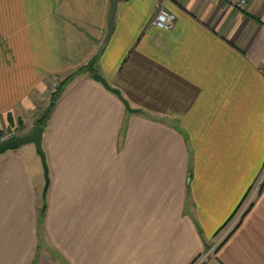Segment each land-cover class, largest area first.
Returning a JSON list of instances; mask_svg holds the SVG:
<instances>
[{
    "label": "crops",
    "instance_id": "obj_1",
    "mask_svg": "<svg viewBox=\"0 0 264 264\" xmlns=\"http://www.w3.org/2000/svg\"><path fill=\"white\" fill-rule=\"evenodd\" d=\"M111 10L0 0V133H31L72 74L47 190L33 143L0 155V264H194L214 241L205 264H264V187L226 234L264 170V0H118L105 44Z\"/></svg>",
    "mask_w": 264,
    "mask_h": 264
},
{
    "label": "built area",
    "instance_id": "obj_2",
    "mask_svg": "<svg viewBox=\"0 0 264 264\" xmlns=\"http://www.w3.org/2000/svg\"><path fill=\"white\" fill-rule=\"evenodd\" d=\"M234 1L239 7L244 6L248 2V0H234ZM176 21H177L176 14L171 10H169L165 6L163 1H157L155 4V16L153 19V24L161 29L170 30L175 26ZM53 86L56 87L57 84L55 83ZM17 137H19L17 129L3 131L0 133V144L15 139ZM263 187H264V170L257 183L251 188V190L248 192L247 196L244 198L243 202L239 206L238 210L236 211L234 217L232 218L231 222L228 225L226 234L230 232L233 229V227H235L240 222L244 214L255 202L256 198L262 191ZM214 249L215 247L205 252L194 262V264H205V262L211 256V253Z\"/></svg>",
    "mask_w": 264,
    "mask_h": 264
},
{
    "label": "water",
    "instance_id": "obj_3",
    "mask_svg": "<svg viewBox=\"0 0 264 264\" xmlns=\"http://www.w3.org/2000/svg\"><path fill=\"white\" fill-rule=\"evenodd\" d=\"M117 3H118V0H112V10H111L110 15H109V32L107 34L105 44L108 41V39H109L111 33L113 32V29H114V16H115L116 8H117ZM93 78H95L96 80L101 82L106 88H108L109 90H111L112 92H114L118 96H120L122 98V100L124 101V103L126 104L127 108L130 110V106H129L128 101L122 97L119 89L112 87L107 82V80L103 76H101V74H99V73H94ZM43 133H44V127L41 125H35L33 127V130L31 133H29L27 135H22V136L15 138V139L1 143L0 144V155L3 152H5L6 150L18 148L20 145L33 143L35 145L37 153L41 157V161L43 164V168H44V172H45V180H46V185H45V191H46L48 188V185H49V176H48V165H47V161H46V155H45V151H44L43 145H42Z\"/></svg>",
    "mask_w": 264,
    "mask_h": 264
},
{
    "label": "trees",
    "instance_id": "obj_4",
    "mask_svg": "<svg viewBox=\"0 0 264 264\" xmlns=\"http://www.w3.org/2000/svg\"><path fill=\"white\" fill-rule=\"evenodd\" d=\"M89 70H95L94 67H92V64H89ZM72 77V74L67 76L65 79H63L59 85L55 88V90L53 91L52 95H51V102L50 105L48 107V109L45 111L44 115L37 121V123L41 126L46 125L49 115L51 113V111L53 110L57 100L59 99L60 93L62 92L63 88L65 87V85L68 83L69 79ZM253 205V204H252ZM251 205V206H252ZM233 217V216H232ZM231 217V218H232ZM230 218V220H231ZM228 223V222H227Z\"/></svg>",
    "mask_w": 264,
    "mask_h": 264
},
{
    "label": "rangeland",
    "instance_id": "obj_5",
    "mask_svg": "<svg viewBox=\"0 0 264 264\" xmlns=\"http://www.w3.org/2000/svg\"><path fill=\"white\" fill-rule=\"evenodd\" d=\"M57 86H58V85H57ZM57 86H56V87H57ZM56 87L53 86V88H56ZM217 245H218V241H214V243H213V245L211 246V248H212V247H215V249H216V246H217ZM211 248H209V250H210ZM207 251H208V249H207L205 252H207ZM205 252H204V253H205Z\"/></svg>",
    "mask_w": 264,
    "mask_h": 264
}]
</instances>
